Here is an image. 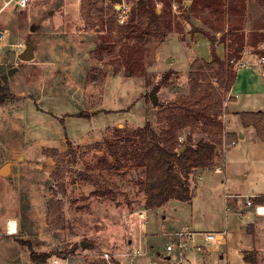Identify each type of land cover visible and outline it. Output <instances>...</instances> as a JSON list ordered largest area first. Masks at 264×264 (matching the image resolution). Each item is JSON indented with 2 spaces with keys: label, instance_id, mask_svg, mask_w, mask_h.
<instances>
[{
  "label": "rangeland",
  "instance_id": "374dc122",
  "mask_svg": "<svg viewBox=\"0 0 264 264\" xmlns=\"http://www.w3.org/2000/svg\"><path fill=\"white\" fill-rule=\"evenodd\" d=\"M4 1L0 0L4 35L0 45V168L7 165V171L0 172V264H37L32 252L67 251L73 253L69 264H104V253L113 263L122 264L116 253L132 251L145 221L140 214L145 211L148 219L153 214L144 206V169L123 158L121 146L114 156L105 140L122 145L128 132L147 121L161 130L165 106L189 92L188 57L206 59L214 52L225 57L227 45L222 41L228 43L231 34L221 37L222 32L206 23L204 18H209L216 25L215 17L206 11L185 20L189 1L170 0L172 30L157 47L145 45L142 64H132L128 71L126 52L132 41L108 35L103 24L113 0H42L23 9L5 7ZM121 3L130 9L129 1ZM98 7L103 12L96 11ZM157 7L159 12L162 4L158 2ZM243 15L226 14L223 28L235 25L245 40L264 33V10L254 0H246ZM29 42L33 57L21 61L18 52ZM18 43L23 46L15 48ZM241 54L237 62L257 63L264 59V41L246 46ZM259 66L264 71V63ZM167 72L170 75L165 79ZM157 84L154 102L149 101L147 95ZM258 105L264 107V101ZM235 111L229 105L230 121L237 120ZM228 112L226 108L222 115L224 133H234L226 130L233 125L226 118ZM115 130H119L118 137ZM251 131L253 136L245 141L235 133V145L214 163L219 168L210 172L213 165L190 175V202L171 200L164 212H155L157 218L167 215L165 230L184 226L196 232L225 230V239L206 244L203 253L186 251L183 264H247L242 256L253 250L256 264H264V216L255 215V206L264 204H254L253 198H225L264 194V146ZM192 137L194 142L201 137L199 129ZM125 144L129 149L132 142ZM49 200L59 206L50 220ZM8 220L16 221L15 235L4 233ZM159 240L164 245L170 238ZM81 241L88 245L75 248ZM157 251L127 257L123 264H175L174 258L168 263L163 256L158 259ZM92 252V256L81 255ZM53 256L39 264H52Z\"/></svg>",
  "mask_w": 264,
  "mask_h": 264
},
{
  "label": "trees",
  "instance_id": "16d2710c",
  "mask_svg": "<svg viewBox=\"0 0 264 264\" xmlns=\"http://www.w3.org/2000/svg\"><path fill=\"white\" fill-rule=\"evenodd\" d=\"M131 4L127 18L122 24H117V13L109 6V16L104 22L105 32L108 35H117L120 39L131 40L127 45L126 65L128 71L132 64H142V55L145 45L154 43L157 47L166 40L167 33L172 30L171 2L170 0H127ZM176 0L175 2H181ZM189 5L186 9L185 20L198 17L200 13L215 17L216 25L209 18H204L216 31L231 34L224 58H220L215 52L210 61L195 59L189 70V92L184 97H179L167 104L163 110V122L161 130L148 121L144 126L128 132L125 143L132 142L128 147L120 145L113 139L105 140L108 149L114 156L118 155V147L122 149V156L135 166L144 169L142 191L145 194V209L160 208L170 200L190 202L193 191L190 189L189 177L198 169L215 166V162L221 156L223 137L229 143L236 138L235 133H224L222 115L224 99L230 93L236 74L232 70L233 65L240 59L246 46L256 47L258 42L264 41V33L253 35L245 40L244 34L233 25L223 28V18L226 14L240 17L246 11V0H186ZM264 10V0H254ZM120 3L121 0H113ZM162 7L157 12V4ZM96 11L103 12L99 7ZM115 16V17H114ZM244 16V15H243ZM218 24V25H217ZM263 54V52H259ZM167 72L164 77L169 76ZM164 81V79H163ZM162 81V82H163ZM160 85L157 84L152 91L157 93ZM149 95L147 99L150 101ZM231 97L229 96V100ZM241 125L244 128L254 129L257 137L264 143V112H240L238 113ZM81 117V116H80ZM189 129L183 141L181 136ZM199 129L201 137L194 142L193 132ZM119 130H115L114 136H119ZM182 152H180V150ZM63 189V186H61ZM57 202L49 200L46 204L47 219H53L59 206ZM256 204H264V197H256ZM80 245H75L78 248ZM72 251L62 253H31V259L36 263H44L51 256L65 257ZM242 259L247 264L257 263V252L244 253ZM101 264V263H92Z\"/></svg>",
  "mask_w": 264,
  "mask_h": 264
},
{
  "label": "crops",
  "instance_id": "0c3cea01",
  "mask_svg": "<svg viewBox=\"0 0 264 264\" xmlns=\"http://www.w3.org/2000/svg\"><path fill=\"white\" fill-rule=\"evenodd\" d=\"M209 47L210 46H209V44L207 42V49H208V53L210 54ZM192 51L195 52L193 49H192ZM18 53L20 54L21 51H19ZM211 56H212V54H211ZM218 56L220 58H224L223 56H220V55H218ZM197 58H202V57L195 55L192 60H190V58L188 57V62H187L188 66L191 65V63ZM210 59H211V57L203 59V60L204 61H210ZM168 61L171 62V59H169ZM259 65L260 64H258V63H252L251 62V63H247V65L244 66V67L238 68L235 71L236 77H235L234 83H233V85H232V87L230 89V93H229L230 96H231V100H230V102L227 103L226 108H227V112H228L229 105L230 106L231 105L234 106V109H236V111H235L236 114L235 115H236L237 120L235 121L233 119V120L230 121V118H232V116H231L232 112H228V114L226 113V118H229V124H233L232 126H229V129H226V130H227V132L236 133L237 134V139H240L242 141H245L246 137L250 136V134L252 135V131L251 130H253L255 139L258 142H260V144H262V146H264V143H262L260 141V139L257 137V135H256V133H255L253 128H251V127L244 128L241 125L240 118H239V115H238V113H240V112L264 111V110H262V109H264V107L258 105V104H260L261 102L264 101V99H260V98L264 97V71H261L259 69V67H260ZM258 107H262V109H260ZM230 149L225 154H227L230 151ZM222 157H224V156H222ZM219 165L214 166V168H212V170L210 172H213L214 169L219 168ZM199 180H201V173L199 174V176L197 178L196 184H197V182ZM196 186L197 185H195V187ZM242 196H255L253 198V203L256 204V197L257 198L258 197H264V194H252V195H246L245 194V195H242ZM168 203H169V201L166 202L160 208L147 210L148 212H151V214H153L151 218L148 216L149 219L147 218L145 211L140 214V216H139L140 219L145 218L144 219L145 221L144 222L141 221V224H140V228L141 229L138 231V237L134 241V245H132V246H134L132 251L131 252H126V253L125 252H121V251H117V252H121L117 256L118 258H120L119 259L120 263L123 264V260L125 258H127V257H130V256H144L147 253L153 251L154 249H158L159 251L156 252V254L158 256V259H160V256H163L164 260L167 261V263H168L169 260L174 258L175 264H178L177 260L175 258V255L173 253H168V252L165 251V245H166V243L169 242V240H167V242H164V245H163L161 243V241L159 240V238L161 239V238L164 237V236H161L162 233H173V232L181 231V230L188 229V228L186 226H184V227H178L176 229L165 230L166 227H165L164 223L167 222L166 220H168L167 215H164L161 218H157V217H155V215H156L155 212H157V211L160 212V210H162V212H164L165 209H163V208H165L164 206H167ZM144 215L146 217H144ZM255 215L262 216V215H258L257 213ZM11 221H13V220H11ZM5 224H6V222H5ZM144 226H145V229H144ZM142 227L145 230L143 232L146 235V236H143V239H142V235H143ZM4 230H5V225H4ZM149 233L150 234L154 233L155 236H156V237L155 236L154 237L158 238V240H154L155 239L153 237L154 234H152V236H150ZM5 235H7V234H5ZM7 236H10V235H7ZM154 242H156V243H154ZM143 251L146 252L144 255L138 254V252H143ZM191 252H194V251H191ZM114 263L116 264L115 261H114ZM201 264H203V263H201Z\"/></svg>",
  "mask_w": 264,
  "mask_h": 264
},
{
  "label": "built area",
  "instance_id": "2783aa9c",
  "mask_svg": "<svg viewBox=\"0 0 264 264\" xmlns=\"http://www.w3.org/2000/svg\"><path fill=\"white\" fill-rule=\"evenodd\" d=\"M42 0H5L4 1V6L8 7L10 5L13 6V8L15 9H23L26 8L27 6H29L30 4L34 3V2H40ZM117 15V21L122 24L125 19L127 18L128 12H129V8L127 7V5H125L124 3H115L113 5ZM4 39V35L3 33L0 31V45H2V41ZM23 46L22 43H18L17 45H15V48H21ZM1 56V54H0ZM1 58V57H0ZM258 64H262L264 63V59H258L256 60ZM247 63L246 61H241V62H236L235 63V70H237L238 68L244 67L246 66ZM235 141H231L230 143H228L226 141V138L223 137V142H222V152H223V156L224 154L227 152L229 147H232L235 145ZM243 197V198H254L255 196H240V195H225V198L228 197ZM247 205L250 204V201L247 200L246 202ZM259 206H255V213H257L258 215H262L264 214V211H260L259 210ZM261 212V213H260ZM10 221L8 220L5 224V234L7 235H15L17 233V224L16 221H12L13 224L10 225ZM161 236L164 237H169L170 240L168 243H166L165 245V251L168 253H173L175 255V258L177 260L178 264H183V261L185 259V252L190 250V251H194V252H199V253H203L206 250V244L207 245H214L216 244L218 241L224 240L225 239V230L223 231H219V232H211V231H203V232H196V231H191L188 229H184L181 231H177V232H173V233H162ZM200 239L202 240L204 243H199L196 241V239ZM146 252H138V254L140 255H144ZM73 253H69L67 254L65 257H58V256H53V259L51 260L52 264H69V256H71ZM95 253H82V256H92ZM119 253H116V256H118ZM101 259L104 261V264H114L111 261V258L109 257V254L104 253L101 254ZM203 264H208V263H203Z\"/></svg>",
  "mask_w": 264,
  "mask_h": 264
},
{
  "label": "water",
  "instance_id": "95a60500",
  "mask_svg": "<svg viewBox=\"0 0 264 264\" xmlns=\"http://www.w3.org/2000/svg\"><path fill=\"white\" fill-rule=\"evenodd\" d=\"M157 12H158V10H157ZM32 57H33V45L29 42V43H27V45H26V49L24 50V51H22L19 55H18V58L21 60V61H29V60H31L32 59ZM149 98H150V101H152V102H154V92L153 91H151V93H150V95H149ZM184 148H182L181 150H180V152H182V150H183ZM7 165H4V166H2L1 168H0V172L1 173H6V171H7V167H6ZM88 245V243L87 242H85V241H81L80 242V247L81 248H84L85 246H87Z\"/></svg>",
  "mask_w": 264,
  "mask_h": 264
},
{
  "label": "bare ground",
  "instance_id": "6f19581e",
  "mask_svg": "<svg viewBox=\"0 0 264 264\" xmlns=\"http://www.w3.org/2000/svg\"><path fill=\"white\" fill-rule=\"evenodd\" d=\"M6 169H7V168H6ZM259 207H260V208H259L260 211H264V206H259ZM260 213H261V212H260ZM263 215H264V214H263ZM11 224H13L12 221H10V225H11Z\"/></svg>",
  "mask_w": 264,
  "mask_h": 264
}]
</instances>
